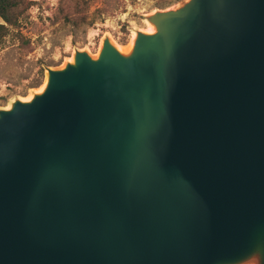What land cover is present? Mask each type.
<instances>
[{"label":"water","instance_id":"obj_1","mask_svg":"<svg viewBox=\"0 0 264 264\" xmlns=\"http://www.w3.org/2000/svg\"><path fill=\"white\" fill-rule=\"evenodd\" d=\"M147 20L0 107V264H264V0Z\"/></svg>","mask_w":264,"mask_h":264},{"label":"rangeland","instance_id":"obj_2","mask_svg":"<svg viewBox=\"0 0 264 264\" xmlns=\"http://www.w3.org/2000/svg\"><path fill=\"white\" fill-rule=\"evenodd\" d=\"M33 1L22 22L31 43L25 48L9 36L0 44V107L35 92L44 82L46 66L61 67L76 50L94 55L107 36L125 47L134 31L149 27L148 15L185 0H117L114 10L113 0H85L82 12L75 5L78 0ZM65 14L76 22H66Z\"/></svg>","mask_w":264,"mask_h":264},{"label":"trees","instance_id":"obj_3","mask_svg":"<svg viewBox=\"0 0 264 264\" xmlns=\"http://www.w3.org/2000/svg\"><path fill=\"white\" fill-rule=\"evenodd\" d=\"M34 4L33 0H0V17L4 23H0V44L3 43L7 37L14 36L19 41L20 46L27 47L31 41L22 30L23 18L27 10ZM85 0L76 1V6L82 12ZM119 5L117 0H113L112 9L114 10ZM83 16L80 20L84 21ZM66 22H76V20L69 14L64 15Z\"/></svg>","mask_w":264,"mask_h":264},{"label":"bare ground","instance_id":"obj_4","mask_svg":"<svg viewBox=\"0 0 264 264\" xmlns=\"http://www.w3.org/2000/svg\"><path fill=\"white\" fill-rule=\"evenodd\" d=\"M155 31V27L152 25V24H150L149 25V27L146 29V32H154ZM111 38V37H110ZM135 38H136V34H133L132 35V37H131V39H130V43L127 45V46H125V47H121V46H119V45H116L117 47H118V49L121 51V52H123V53H128V52H130L131 51V49H132V47H133V44H134V40H135ZM114 39V38H113ZM113 43H114V41H112ZM115 44V43H114ZM101 48H102V45L100 46V49H99V51H97L98 53H94V55H92V56H94V57H97L98 56V54H99V52H100V50H101ZM92 50V49H91ZM69 61H74V54H73V56L72 57H70L69 59H68ZM67 61V60H66ZM65 64V63H64ZM64 64L62 65V66H64ZM55 68V67H54ZM46 82H47V75H45V79H44V82H43V84L39 87V88H37V91H42L43 89H44V87H45V85H46ZM32 96L30 95L29 97H26V99L25 100H29L30 98H31Z\"/></svg>","mask_w":264,"mask_h":264}]
</instances>
